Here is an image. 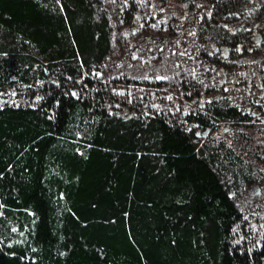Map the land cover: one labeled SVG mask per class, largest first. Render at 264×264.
I'll return each instance as SVG.
<instances>
[{
    "label": "trees",
    "instance_id": "1",
    "mask_svg": "<svg viewBox=\"0 0 264 264\" xmlns=\"http://www.w3.org/2000/svg\"><path fill=\"white\" fill-rule=\"evenodd\" d=\"M249 67L264 0H0V264H264Z\"/></svg>",
    "mask_w": 264,
    "mask_h": 264
},
{
    "label": "rangeland",
    "instance_id": "2",
    "mask_svg": "<svg viewBox=\"0 0 264 264\" xmlns=\"http://www.w3.org/2000/svg\"><path fill=\"white\" fill-rule=\"evenodd\" d=\"M171 7H172V10L174 11L175 9H178L180 8L179 5L177 4H171ZM232 63H234L235 65H237V62L235 59L232 60ZM244 64V63H243ZM243 66V65H242ZM252 66V65H251ZM253 72H254V68L252 69V67H249L247 69H243L242 70V74L240 73H235L233 72L232 74H225V75H222L221 74V80L223 82V86L225 88V91L228 92V95L227 98L229 99L230 102H236L240 99V97H243V96H248V94H246V88L245 86H243L242 84L245 82V83H249L251 82V79L252 76H253ZM259 88L262 89L263 87H260L259 85ZM246 91H245V90ZM238 92H243V93H238ZM223 95H218L217 97H221L222 98ZM236 100V101H235ZM252 124V123H250ZM225 126V127H223ZM230 126V125H229ZM248 127H244V128H239L237 129L236 132L234 133H228L226 132V130L228 129V127H226V124H223L221 127H219L217 130H214L212 132L213 136L217 137L219 139H221L222 141H224L228 146L232 147L234 150L238 151V152H243L242 149H247L249 147L252 148L253 145H250L249 146V143H248V136H250L251 134H255V132L257 131V129H251V128H248ZM241 133L240 135L237 134V133ZM243 132V133H242ZM259 134V133H258ZM256 134V137H257V142L258 143H254V145H257V146H261V145H264V131L263 132H260V134L258 135ZM255 136V135H254ZM243 147V148H242ZM261 149H263V147H261ZM251 194H254L256 195L257 194V191L256 190H251L250 191V195ZM248 195H246V198H244L242 200V202L244 203L243 204V210L246 211L247 213V209H246V206H250L252 207V205H254V203L256 204V202L258 201H255L257 198H254L252 199V201H250L249 198H247ZM246 205V206H245ZM258 210V209H257ZM259 212L264 216V212L263 210L259 209ZM261 217V221L258 219V217L256 216L255 220H251V224L253 225V230L256 231H260V227H264V217ZM263 221V222H262ZM260 223H263L262 225ZM264 230V229H263Z\"/></svg>",
    "mask_w": 264,
    "mask_h": 264
},
{
    "label": "flooded vegetation",
    "instance_id": "3",
    "mask_svg": "<svg viewBox=\"0 0 264 264\" xmlns=\"http://www.w3.org/2000/svg\"><path fill=\"white\" fill-rule=\"evenodd\" d=\"M263 97L264 96H262L261 98ZM232 105L238 106L242 110L247 109V112H248L247 114H249V117L252 118V121L251 122L241 121L235 124L233 123L232 127H228V129L226 130L227 132L234 133L237 131V129H239L243 125L244 127H248L245 125L250 124V123H252L250 124L252 125V127H250L251 129H257L258 131L260 130L264 131V100L261 99L260 102H254L253 104H250V97L243 96V97H240L238 101L233 102ZM252 108L253 109L258 108L259 111L252 110ZM251 111L252 113H250ZM259 193L261 194V191H259Z\"/></svg>",
    "mask_w": 264,
    "mask_h": 264
}]
</instances>
